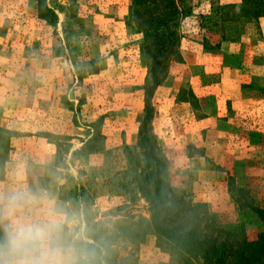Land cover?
<instances>
[{"label":"rangeland","instance_id":"374dc122","mask_svg":"<svg viewBox=\"0 0 264 264\" xmlns=\"http://www.w3.org/2000/svg\"><path fill=\"white\" fill-rule=\"evenodd\" d=\"M152 1L147 0L146 6L151 8ZM167 2L157 4L160 11L172 10ZM39 5L47 7L43 18ZM155 7L153 3L152 11ZM133 12L132 0H0V49L5 53L0 64L8 65L13 58L20 71L11 80L14 107L0 105V157L6 159L0 183L6 179L12 142L18 137L14 130L24 128L29 136L47 134L43 137L55 145V153L50 159L46 144L29 141L32 156L49 165L30 172L25 189L34 193L48 189L46 194L66 218L65 231L75 247L77 264H92L87 244L94 241L87 236L86 218L99 223L94 231L110 244L107 254L113 264H173L170 250L157 238L147 237L139 249L129 244L123 232L136 231L141 220L150 218L145 199L118 196L113 186L127 169L126 149L140 154L142 126L149 143L166 160L163 175L178 200L166 214L169 226L226 240L231 253L243 240L254 241L264 230V106L227 105L224 110L215 100L226 95L215 90L208 105L201 106L205 97L190 87L189 68L195 60L181 44L176 26L173 39L177 41L158 64L159 80L163 79L150 91L152 59L147 48L140 49L144 36L133 24L127 25ZM245 61L233 57L222 60L221 66L237 70L239 62ZM217 67L210 83H230L237 77L221 74ZM11 81L6 78L0 84ZM245 81L244 97L258 93V99H253L263 104L264 77L248 75ZM222 110L224 121L218 117ZM240 115L245 124L240 123ZM204 117L213 119L203 124L194 120ZM206 126L217 132L223 129L221 137H226L221 153L213 152L217 162L192 145L194 134L197 139L205 137ZM238 127L244 128L245 136L239 134L246 148L236 152L229 147L241 141ZM249 131L257 137L248 138ZM94 133L101 139L83 150ZM132 136L137 137L136 145H126ZM177 144L183 156L174 149ZM191 156L198 161L190 164Z\"/></svg>","mask_w":264,"mask_h":264},{"label":"crops","instance_id":"0c3cea01","mask_svg":"<svg viewBox=\"0 0 264 264\" xmlns=\"http://www.w3.org/2000/svg\"><path fill=\"white\" fill-rule=\"evenodd\" d=\"M175 1L177 15L180 16V18H177L175 24L180 33L179 37L182 41L180 42L195 60L189 68L191 80L190 87L196 95L205 97L204 101L200 100L201 106L208 105V97L211 92L220 91L221 95H226V99L221 98L215 100V105L218 106V108H224L225 110L227 105H230L233 108L258 107L259 105L263 107L264 103L262 104V102L253 99H258V93H254L252 98L244 97L241 86L246 83L245 76L259 75L260 77H264V15L258 16L254 19L232 18L231 21L224 20L227 19V17L233 16L231 13L233 11L230 12L224 8L238 7L242 5L244 0ZM183 27L189 28L187 33H184L179 29ZM211 28H219V30H212ZM230 28H237L238 34L236 33V35H233ZM2 42L3 40L0 38V43ZM211 46L213 47L211 48ZM10 55L14 56L13 54ZM233 57H236L239 60H248V62H239L238 67H236L238 68L237 70L232 67L231 69L221 66L222 60ZM3 59H5V53L0 49V61ZM11 60V62L7 60L8 65L0 64V81H6V78L11 81L13 80V77L20 72L18 65L13 61V58H11ZM214 62L216 63L215 70H213ZM218 64L221 67V74H231L232 76L236 75L237 77H232L230 83H210V77L214 74H218L216 71ZM145 73L147 75L148 70ZM12 86L14 87L13 81L8 85L0 84V105L10 109L14 107L15 103L12 96ZM10 90L11 93H8ZM156 93H158V89L156 90ZM173 101H175V99ZM223 113L224 111L222 110V112L218 114L221 121H224L226 118ZM241 117L242 115H240L239 119ZM212 119L213 118L211 117H204V119L201 120H194H196V123L198 124H203ZM240 123L245 124L242 119H240ZM242 124L240 125L241 127ZM19 125L24 126L23 120H20ZM6 127L8 128L7 125ZM206 128L208 129L206 130L205 137L202 136V138L197 139V134H194L195 140L192 142V145L200 148L208 158L210 157L217 162V159L213 157V152L214 150H219L221 153L223 150V143L226 145L224 139L226 137H221L223 129H220V131L217 132L211 130L209 126H206ZM243 129L238 127V130L236 131V133H238L237 138L241 139V141L238 142L239 144L235 146L230 145L229 147L232 150H236V152L241 148H246V145L243 142L244 138L241 136H245ZM14 131H18V137L14 138L12 142V155L9 158L10 161L7 166L6 179L0 183L1 189L5 191L9 189L27 190L25 187L31 182L29 179L30 172L45 169L47 168V165H49L46 162L37 161V158L32 156V150L29 149L30 146L28 145L31 139L39 141L42 145L46 144L45 146L48 147L49 152L52 153L50 159H52L51 157H53L52 155L55 153V145L53 143L49 144L47 142L48 140L43 137L48 136L47 134L42 135V132H34L29 136L28 133L30 132L27 133L24 128H17V130ZM239 131H241V135L239 134ZM215 133H217L220 138H217L218 136L214 138ZM253 133L249 131L248 138L250 137L251 139H254L255 136L257 137V134L254 135L255 133ZM171 137L174 139L175 136ZM168 138L170 137L168 136ZM213 138L216 140L214 141ZM129 142L130 144L136 145L137 137L132 136V140L128 142L126 140V145H128ZM250 144L251 142L249 145ZM250 148H248L247 151H251ZM174 149H178L181 156L184 155L180 144H177ZM224 152L227 153L225 149ZM197 158L198 157L191 156L188 157V161L191 164L197 162ZM40 193H48V189L45 190L41 188Z\"/></svg>","mask_w":264,"mask_h":264},{"label":"trees","instance_id":"16d2710c","mask_svg":"<svg viewBox=\"0 0 264 264\" xmlns=\"http://www.w3.org/2000/svg\"><path fill=\"white\" fill-rule=\"evenodd\" d=\"M162 0H153L146 6L147 0H132L134 6L133 18L127 21V25L133 24L136 31L144 36V41L140 44L143 52L147 48L150 52L152 64L151 73V90L152 91L163 78L159 80L158 64L163 60L168 50L175 45V24L177 20V9L174 0L168 1L165 10L157 7ZM156 7L152 11V4ZM46 6L39 5L38 12L43 18ZM151 9V10H150ZM233 16L232 18L254 19L264 15V0H244L238 7H225ZM173 11V12H172ZM147 13V14H146ZM235 14V15H234ZM224 29V28H223ZM233 35L238 34L237 28H230ZM146 44V46H145ZM161 73V72H160ZM144 128H140L139 148L140 154L135 155L129 148L126 149L128 156V166L124 171L123 178L114 181V189L118 196L131 195V200L135 197H141L149 204L150 218L143 219L138 224L136 231L123 229L129 244L138 246L140 249L146 242L147 237L157 238L164 243L170 250L171 263L175 264H264V230H262L256 240H243L234 250H231L230 244L224 240L202 235L194 229L182 230L181 228H171L167 222L166 214L175 208L176 200L175 190L171 187L165 176L166 160L154 149V144L149 143L148 134L144 135ZM98 133L84 144L83 150H87L96 140H100ZM97 149V148H96ZM102 146L98 149L101 151ZM5 157H0V175L4 173ZM77 199L76 192H72ZM89 200L87 199V202ZM87 224V236L94 243L87 244L89 256L87 259L92 264H113L108 257L107 251L110 247L106 243V238H100L99 232L94 231V226L99 223H93L89 218L85 219ZM97 243L99 247H96ZM103 255V256H102Z\"/></svg>","mask_w":264,"mask_h":264},{"label":"clouds","instance_id":"9594fccd","mask_svg":"<svg viewBox=\"0 0 264 264\" xmlns=\"http://www.w3.org/2000/svg\"><path fill=\"white\" fill-rule=\"evenodd\" d=\"M65 224L48 194L0 189V264H77Z\"/></svg>","mask_w":264,"mask_h":264}]
</instances>
